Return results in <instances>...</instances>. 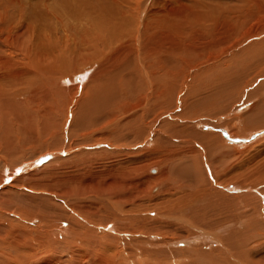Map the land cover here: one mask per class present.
I'll use <instances>...</instances> for the list:
<instances>
[{
    "label": "bare ground",
    "instance_id": "1",
    "mask_svg": "<svg viewBox=\"0 0 264 264\" xmlns=\"http://www.w3.org/2000/svg\"><path fill=\"white\" fill-rule=\"evenodd\" d=\"M174 2L55 0L64 35L45 42L79 61L49 77L60 104L11 92L17 44L0 45V264H264V68L233 62L264 40L188 63L195 14ZM229 2L230 16L264 6ZM218 18L197 37L221 36Z\"/></svg>",
    "mask_w": 264,
    "mask_h": 264
},
{
    "label": "rangeland",
    "instance_id": "2",
    "mask_svg": "<svg viewBox=\"0 0 264 264\" xmlns=\"http://www.w3.org/2000/svg\"><path fill=\"white\" fill-rule=\"evenodd\" d=\"M54 1L55 0L48 1L49 6H48V4H46L48 6V9H44L41 12L40 8H38V10H35V11L33 9L37 5L41 6L42 2H40L39 0H0V45L3 46V48H4V46H6V45L9 46L8 42L12 43V41L14 42V44H17L14 46V48L17 49L15 51H17L18 54L16 56H13V57L11 56V58H12L11 64L13 62H14V64L16 63L19 66V67L17 66L19 68V70L22 71L20 73L18 68L15 67L16 73L13 75L16 76L17 78L15 77L14 79H21L20 82L22 81L23 84L19 82L20 86L17 85V86H15V88H11V92H16L17 89H20V90L23 89L26 91L27 85L30 84V86H32L31 91H33V93L30 94L31 98L33 95H34L33 97H35V95H36L35 98L37 100H39L38 101L39 103H38L36 100L34 101L35 98H32L33 99L32 101L34 102L35 105L36 104L39 105L40 102H41V105L43 103V106H44V104L48 105L49 101H50V103H53V104L54 103L56 104L59 101V103H57V104H60V102H62V100L64 99L63 94H65V91H63V88L65 87V85L63 86V83H57L56 86L61 85V87L60 86H58V87L62 88V89H59L56 86H54L53 83L49 84L50 81L48 83V80H51L49 77H50V75L54 76L53 73H55V75H56V73L58 71L66 73L69 71L70 67L76 66L79 63V61L77 60L78 57L75 58V56L67 58L68 61H66V60L64 61V59H62L63 60L62 61L60 59L62 56V52L58 51L56 49L57 47L50 46L49 44H47L45 42L46 36H47V38L49 37L50 41H53V40L55 41V38L53 39L55 34L59 37L61 36V38L64 35V34H62V30L59 28L61 26V24L58 22H55V21H52V23H51V19L49 17L50 12H52V8L57 7V5L53 3ZM220 1L222 2L223 0H175L174 3L176 6L180 5L181 8L182 7L187 8L185 10L182 8L184 10L185 15L187 13L193 11L195 16L198 18L196 20V17L194 16V21H193L192 20L193 17L191 18V15H188L187 18L184 19V23L186 22L185 24H187V23L191 24L193 22V24H191V26H189V27L184 26L185 29L181 28L182 30H180V32L182 34L184 33L185 36L187 35L186 37L188 39L189 38L191 39L192 37L196 36V38L194 39V40H196L195 45L200 46V47L197 46V49L199 48L198 50L196 49L194 52L191 51L192 53L191 52L189 53L188 43L183 44V47L188 46L187 47L188 49H186L184 51L185 53L183 52L182 55H179V58L183 59L184 61H187L188 63L190 61H192L193 64L195 62L198 64L199 62H203L204 60H206L209 57H213L212 55H215L217 52H219V50L221 51V49L225 50V52H227L225 55L226 56L228 55L227 57L229 58L232 55V54H229V52L233 53V54L237 53V55L241 54L242 51H240V50L241 49L243 50V48H245L244 46L247 47L248 45H251V44L257 43V42H261L262 40H264V32L261 33L262 35L258 34L257 37L255 36L256 33H259L261 28L264 27V6H260V9H258L257 7L253 8L254 10H252L253 12L250 16H249V14L248 15L246 14L244 8H240L238 10V12H240V13H237V12L232 13V15L230 16V14H229L230 12L227 11V8L231 5V3L229 2V0H224L222 2L223 4ZM225 3L227 6L225 5V7H224ZM222 10H224V11H222ZM228 14H229V17H228ZM216 16H219V18H218L219 21L221 20L220 26L223 25L221 27L222 29L220 30L221 32L223 31L220 34L221 36L215 35L217 37L214 38V36H213L212 37L213 39L212 38L201 39L202 37L198 38L197 37L198 33H196L197 32L196 30L198 28H201L202 26H204L205 23H206L205 26H209V24L212 23V21L216 18ZM233 17L236 18L235 22H233ZM207 19H208V21H207ZM231 23H233V24H231ZM69 33H71V32H69ZM251 33L254 34V35H252L253 37L250 36V38L248 37V38L242 39L243 41L239 44L240 46L238 48H231V46L229 44H224L225 47H224V45H222V46L221 45H216V46L211 45L210 46V44H212V42L214 43L215 41H217V38H219V37H226L229 35H233L234 42H240L241 38H243L245 35H248V34L250 35ZM237 39H238V41H237ZM204 41L207 44L206 43L203 44ZM19 45L22 46V48ZM218 48H220V49H218ZM229 48H231V49H229ZM205 49H207V50H205ZM252 50L255 52H252ZM252 50H251V48H249V50L247 52V53H249L248 55H247V53L244 55H238L233 59V62H236V59H238L237 63H236V64H238V66L240 64L239 63V60H240V62L243 63L246 71L248 68V70H249L248 73L250 71H253V69L258 70V69L264 68V51H263L264 50V43L262 45H257L255 47H252ZM256 50H258V51H256ZM209 52H211V53H209ZM262 52H263V54H262ZM205 53L207 56L205 55ZM20 54H22V56H23V54L27 56V58L25 57L26 58L25 65L23 64L25 67H23V65L21 64L24 62V59L22 57H18V55H20ZM183 54L185 56H183ZM6 55H7L6 52H5V54H2V52L0 51V61L1 62L5 61V58L7 57ZM261 55H262V57H261ZM201 56L205 57V59H201L200 58ZM196 57H198V61H197ZM186 58L189 60H186ZM21 59H23V62H21ZM193 59H196V60L194 61ZM246 59H247V61H246ZM28 63L30 65H28ZM184 63H183V65H184ZM3 65L4 64H0V68L3 67ZM190 65H192V64H190ZM186 67L187 66L185 65V68ZM201 68L202 67H200V69ZM183 71H184V69L182 70V72ZM24 74H26V75H24ZM19 76H21V78ZM45 78H47V79H45ZM29 79H33V81L29 82L30 81ZM24 87H25V89H24ZM37 88L40 90H42V89L44 90L43 91V94H44L43 97H42V93H40L41 95H39V94L37 95V93H36L38 90ZM46 89H47V93L49 92L50 94L54 89V91L55 90L58 91L59 95H58V93L55 94L54 92H53V95H56V96H51L52 94L50 95L49 93H48L49 94L48 95L47 93H45ZM48 89H50V90H48ZM25 91H21V92H23V93H21V95L23 96V97L21 96L22 100H23V98L25 100L28 99L27 97L30 98V95L27 94V92H25ZM27 91H29V90H27ZM24 93H26L25 96L23 95ZM45 94H47V96ZM37 96L40 99H38ZM50 97L52 100L50 99ZM17 98L18 97L16 96V99ZM21 98H20V100H21ZM44 98H47V99L49 98V100L46 99L48 102ZM55 98H57V99L60 98V99H58V101L56 100V102H55ZM45 101L48 104H46ZM54 153H57V152L54 151ZM49 161H52V160H49ZM137 217H140V216H137ZM108 227H109L108 223H105V225L102 226V228H108ZM99 234H101V233H99ZM159 239L160 240H158V243L164 242L163 245L159 246V248L164 249L167 252L173 251V249L180 250L181 248H188V245L186 247H183V245H181V247H175L174 248V247H171V245L165 241L166 238L159 237ZM182 264H185V263H182Z\"/></svg>",
    "mask_w": 264,
    "mask_h": 264
}]
</instances>
